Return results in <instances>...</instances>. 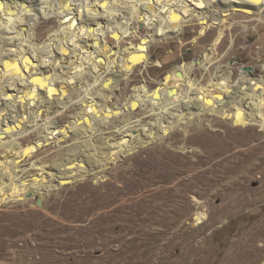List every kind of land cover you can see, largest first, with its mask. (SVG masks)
Listing matches in <instances>:
<instances>
[{"label": "rangeland", "instance_id": "obj_1", "mask_svg": "<svg viewBox=\"0 0 264 264\" xmlns=\"http://www.w3.org/2000/svg\"><path fill=\"white\" fill-rule=\"evenodd\" d=\"M33 1L29 5L37 11ZM214 1L209 10H200L208 16L207 25L195 19L185 23L178 35L163 40L155 34L147 63L134 66L118 83L105 76L116 86L109 107L123 112L104 131L86 137L80 126L78 134L50 140L23 160L19 174L34 183L52 179L64 173L68 162V166L73 160L88 166L90 152L101 154L106 145L124 144L125 134L137 135L142 129L149 138L150 131L160 133L154 103L146 106L137 101L131 114H124V108L144 89L150 95L157 88L160 92L165 77L170 73L172 78L189 63L195 65L190 79L199 90L209 91L212 83L231 76L223 103L194 117L176 112L170 119L168 111L161 121L170 128L167 135L153 141L143 138L145 143L124 150L97 181L91 175L15 203L0 196V264H264V100L257 94H241L238 85L243 75L264 79V11L250 15L225 8L223 0ZM121 6L125 11L118 18L123 21L130 9L126 3ZM214 18L220 22L214 24ZM20 24L28 30L24 20ZM142 24L132 25L138 27L135 36L120 41L106 37L120 58L138 49L141 38L149 34ZM58 26L56 16L40 19L32 28L33 41L50 42ZM78 76L81 82L74 87L64 77L56 78L57 88L66 89L72 99L66 109L44 104L36 112L39 118H28L24 129L0 128V156L36 143L51 126L64 131L75 119L81 123L77 116L94 79ZM193 94L178 88L174 96L180 108L176 109L187 103L192 106ZM25 112L18 107L16 115L25 117ZM257 146L262 148L257 158L245 157ZM235 158L239 164L229 177L219 176L226 164L233 163L224 162L220 172L213 171L216 163ZM205 169L208 173L202 176ZM166 189H174V196L179 191L182 197L173 201L172 195L165 213Z\"/></svg>", "mask_w": 264, "mask_h": 264}, {"label": "bare ground", "instance_id": "obj_2", "mask_svg": "<svg viewBox=\"0 0 264 264\" xmlns=\"http://www.w3.org/2000/svg\"><path fill=\"white\" fill-rule=\"evenodd\" d=\"M29 1L32 2L33 0ZM29 1L0 0V61L2 62V71L0 72V128L14 125L17 129H24L29 122L28 118L30 121L39 118L36 112L42 109L44 104L50 106L57 104L58 108L66 109L71 104L72 99H69V96L66 95V89L57 88L55 82L58 76L64 77L70 87H74L75 83L81 82L78 76L80 74L93 78L94 83L91 85L92 88L89 87L90 89H87L88 97L81 104L84 109L82 108L83 111L77 116L78 119H81V123L75 119L72 125L66 127L64 131H56L55 127L51 126L41 134L40 140L36 143L25 148L17 147L12 150L13 153L8 157L0 156V196L7 201L15 203L26 198H35L43 191L50 193L54 188L74 181L84 180L91 175L97 181L103 173V169L124 150H130L136 147L137 144L145 143L146 141H143V138L153 141L159 137L161 138L162 135H167L170 128L163 125L161 121L168 111L172 112L170 119H174V116L176 117V112H181L182 114L185 112L193 117L210 112L223 103L222 95L224 91L231 87L226 84V80L231 79V76L228 75L225 78H221V82L212 83L209 91L199 90L194 80L190 79L191 71L194 70L193 66L195 65L189 63L182 68H178L172 78L170 73L165 77V82L167 83L160 92H157L159 91V88H157L156 94L150 95L144 89L136 93L132 97V102L124 108V114H131L133 109L137 107V101L144 103V105H149V102H151L150 104L154 103L157 113L156 120H161L157 122L160 124L159 132L161 134L150 131L148 138V135L145 137L146 134L144 135L142 129L137 130V135L125 134L123 137L125 140L124 144L113 147L104 145L105 147L101 154L99 153L100 150H94V153L90 152L87 154L88 166L87 162L84 163L77 160L75 162L73 160L70 162V166H68L69 162L64 164L66 170H64V173L61 172L62 175H56L52 179L49 178V181L40 180L34 183L31 181L32 179H26L23 174H19V168L23 160L54 138H59L69 133L78 134L80 126H82L86 137H89L92 133L104 131L108 123L114 122L117 116L123 112V110L109 107V102L116 87L112 83H118L122 77L129 74L134 66L148 62L147 50L155 34L163 40L178 35L185 23L193 22L195 19L207 25L208 16L206 13V16H204L200 10L203 8L209 10L215 1L42 0L40 4L37 1H33V5L39 7L37 11H34L36 7L31 8ZM223 2L225 3V8H231L234 11H241L250 15L261 14L264 11V0H223ZM123 3L128 5L130 11L128 13L129 16L122 18L123 21H120L118 16L125 11L124 6H121ZM189 14L190 16H188ZM48 16L58 17V29L53 33L50 42L36 43L33 41L35 32L32 28L40 19ZM23 20L27 24L28 30L21 27L20 23ZM214 20V24L220 22L218 18H214ZM135 22L143 23L150 29V32L141 38L138 49L132 51L126 58H120L118 53L116 54L107 43L106 37L112 36L116 41H120L122 38L137 35L139 33L138 27L132 26ZM178 72H181L182 76H178ZM107 75H111L115 81L105 80ZM246 78L243 75V79L238 83L241 94L247 96L257 94L264 100V79ZM181 87H185L188 92L192 90L196 98L193 100L191 98L192 106L187 103L181 109H176L178 107V99L177 97L175 98L174 94ZM18 107L25 109V117L21 115L17 117L16 111ZM193 109L197 111L192 112ZM251 115H253V112H251ZM12 117L15 119L11 124L9 119H13ZM177 119V122L181 121V119ZM261 149V146H257L245 152L244 155L247 158H257L261 154ZM237 161L238 159L236 158L232 162L224 159L215 164L217 169H213V171L220 172L218 168L222 167L224 162L233 163L225 165L227 166L225 168L226 173L224 172L225 175L221 172L222 175L219 177L225 179L236 170L235 165L239 164ZM207 173L208 171L205 169L201 175L205 176ZM161 174L160 176H162ZM17 181L18 183H16ZM215 181L218 183L216 179ZM20 183L26 184V188L20 186ZM225 184L223 185L225 186ZM172 195L174 197L173 201L177 197L180 199L182 197L179 191L174 196V189H166L162 199L165 203L162 210L165 213L167 207L173 203ZM39 203H41V200H39Z\"/></svg>", "mask_w": 264, "mask_h": 264}, {"label": "water", "instance_id": "obj_3", "mask_svg": "<svg viewBox=\"0 0 264 264\" xmlns=\"http://www.w3.org/2000/svg\"><path fill=\"white\" fill-rule=\"evenodd\" d=\"M245 69L248 70V71H252V68H245ZM178 76H182V73L178 72Z\"/></svg>", "mask_w": 264, "mask_h": 264}]
</instances>
